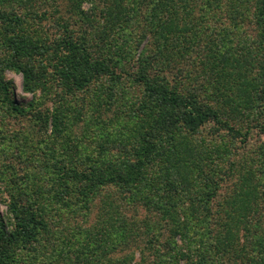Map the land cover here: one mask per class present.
Wrapping results in <instances>:
<instances>
[{
  "label": "trees",
  "instance_id": "1",
  "mask_svg": "<svg viewBox=\"0 0 264 264\" xmlns=\"http://www.w3.org/2000/svg\"><path fill=\"white\" fill-rule=\"evenodd\" d=\"M34 2L0 0V105L32 115L52 142L43 149L46 161L18 173L9 158H35L1 132L0 157H12L0 159V201L7 204L0 264H22L29 253L41 264H264V145L257 166L230 161L228 145L212 143L248 135L239 124L264 118V0H69L85 22L94 18L87 3L102 20L82 32L56 16L57 0L52 13ZM133 24L157 47L136 56L132 78L141 94L128 98L130 48L117 39H128ZM178 58L187 63L173 76L163 73ZM7 72L22 75L23 90L33 94L27 104L17 101ZM100 81L107 84L95 89ZM119 93L123 109L100 118ZM85 119L98 125L89 128L98 149H84L80 166L67 163L72 156L63 150L72 152L74 127ZM208 123L211 139L201 133ZM222 176L234 178V188L215 204ZM205 180L207 190L184 206L187 192ZM111 187L119 201L103 196ZM99 196L95 223H81L77 217L86 221ZM138 205L159 220L126 216L123 207ZM164 227L170 235L162 241ZM151 233L145 246L152 260L145 251L139 260L125 252Z\"/></svg>",
  "mask_w": 264,
  "mask_h": 264
},
{
  "label": "rangeland",
  "instance_id": "2",
  "mask_svg": "<svg viewBox=\"0 0 264 264\" xmlns=\"http://www.w3.org/2000/svg\"><path fill=\"white\" fill-rule=\"evenodd\" d=\"M69 0H57V6L59 9V12L56 14V16H59L60 18H63L66 23L71 24L73 28H76L77 31L82 32V30H89L90 27L92 29L93 26L96 27V25L101 24L99 17H98V12H96L94 9L91 10V6L87 3L84 5V10H90L88 12L89 15H94V18L91 19L90 22H85L81 16L75 14L72 12L71 6L68 4ZM35 4H38L37 7H46L47 10L52 13L54 11V8L52 6V0H35ZM41 10V9H40ZM49 22L47 23V26L50 27L51 31L53 33H56V25H54L55 17H50ZM102 21V20H101ZM144 22V23H143ZM143 24H145V21H142ZM54 25V26H51ZM133 24L131 28L128 30V34L126 33V36L128 39L124 40L125 36H122L117 39L118 42L122 43L123 41H126L124 44L129 46L130 48V53L128 55V59L126 62V66L128 68V76L126 80V87L129 89V93H125V95L130 98L131 96H138L141 94L140 87L137 86L133 80V71H135L138 68V64L135 63L136 61V56L138 55L139 52H141L142 49L145 50L147 54L152 53L153 48L157 47V42L155 39L150 36V34L145 35L143 38L142 33L145 31L143 27L139 26H134ZM52 27V28H51ZM144 30V31H143ZM165 62V60H163ZM184 63L186 64L187 61L185 58H178L176 61L172 63V66L167 68L165 72L169 76H173L175 73V68L176 67H181L184 66ZM197 68V67H196ZM195 70V67H193ZM174 71V72H173ZM197 71V70H196ZM194 71V73H197ZM198 74V73H197ZM192 75V74H191ZM7 77L11 79L14 83V91L16 93V99L18 102L27 104L29 101L33 99V94L32 93H27L23 90V77L21 74H17L14 72H7ZM175 81L179 80L180 78H174ZM203 79L199 78L198 82H201ZM107 82L105 83L104 81H100L99 83L95 84V89L100 88L101 85L105 86ZM104 89L106 87H103ZM40 94V93H38ZM124 95V94H122ZM121 93L118 94V97H120V100L117 102H114L111 106H104L102 105V115H100V118H103L104 120L109 119V117L114 116L117 112L123 109L124 106L122 105L123 102V96ZM127 99V98H126ZM85 112L92 113L90 109H84ZM127 111L122 112L124 115H126ZM89 117V116H86ZM77 121V118H76ZM86 121V122H85ZM85 121H80L76 122L77 125L74 127V136L76 135L78 138H73L71 144V149L69 151L70 154L67 151L63 150V147H61V143L56 144V147L59 148V151L65 152L66 157L69 155L72 156V159L69 158L68 160L66 159L67 163L75 164V165H81V159L84 158V155L82 154V151L85 149L86 153L90 152L91 150L97 151L100 139L98 138V134L94 133V131H91L89 128H95L96 126L98 127L97 123L92 119H85ZM87 123V124H86ZM264 124V118L259 115L257 120L253 121H244L242 124H239V126L242 128L243 132L245 133L246 131H249L248 135L246 134L245 136H240L237 135L235 138L230 136V134H227L225 138H217L214 140V144L217 143H226L228 145V148L231 149L233 154L231 155V160L230 161H249L250 163L252 159L255 160V164L259 161V157L261 156L262 152V146L264 145V133L263 130L261 129V126ZM211 126L212 124H207L205 127H203L202 132L203 135L206 136L207 139H211ZM39 125L35 124V120L32 115H25V116H16L14 113H12L10 110H6L5 108H2L0 105V143L5 141V138L7 137L8 140L10 138H13L12 142L14 144H18V148H23L26 147L25 153L26 155L31 156L32 158H35V160H31L29 162L26 161H18L16 158L12 157L10 153L7 154V157H12L9 158L7 161H13L15 163L16 171L18 173H23L25 170L30 169V165H39L38 163L40 160L41 161H46V154H44V148L46 146V142H52V139L50 137V134H45L39 132ZM1 132L6 133L5 136H2ZM226 133H229L226 130ZM84 134V135H83ZM18 137V139H17ZM26 137V139L23 141V143H18L15 140H20L21 138ZM221 139V140H220ZM23 145V146H22ZM1 147V144H0ZM96 147V148H95ZM7 150V147H5ZM96 149V150H95ZM17 150V149H16ZM0 154H1V148H0ZM62 154V153H60ZM4 155L0 157V159H6ZM30 162H32L30 164ZM224 166L227 168L229 166L228 160L226 159L225 161L223 160ZM260 162H258L257 166L259 165ZM254 165V164H253ZM255 166V165H254ZM216 177H221V174H219ZM223 180L219 181V184L221 185V189L219 190V195L213 201L215 204H218L219 202H223L225 197H228L233 192L234 188V178L229 177V176H222ZM208 181L205 180L200 183V188L194 186L189 192H187L186 196L183 197V200L186 202L184 206H189L188 204L193 201L194 195L197 193H200L202 191L207 190V187H205L206 183ZM195 188V189H194ZM116 187H111L103 190V196L108 193H112L109 197H115L116 201H119V196L120 193L117 191ZM118 199V200H117ZM124 206V205H123ZM100 207H102V196H99L93 205V209L90 211V213L87 216V220L84 221L82 216H78L77 219L81 223H84L86 225H91L95 223L98 212L100 210ZM0 210L3 213L7 212V204L1 200L0 201ZM124 213L128 217L132 218H138V219H144L147 218L151 222H156L159 220V216H157V213L154 214L151 212V210H148L144 205H138V206H125L123 207ZM83 215V214H82ZM162 233V241H164L166 238H169L170 231L168 227L162 228L160 230ZM151 234L146 235L143 237L138 243H135L134 246L131 247L130 250L126 249L125 252H134L136 256V260H139L140 253L142 251H145V256L147 257V261L149 262L150 259L152 260L154 258V251L150 250L147 248L148 246H145L147 243V240L149 237H151ZM53 241V240H52ZM156 246L161 248V244H156ZM25 262L29 264H41L43 262L42 259L37 260L33 258V255L30 253L28 254L27 261H23L22 264ZM147 264V263H146Z\"/></svg>",
  "mask_w": 264,
  "mask_h": 264
}]
</instances>
